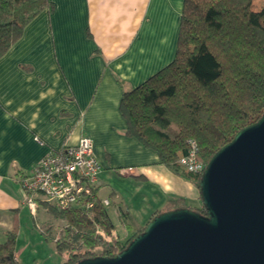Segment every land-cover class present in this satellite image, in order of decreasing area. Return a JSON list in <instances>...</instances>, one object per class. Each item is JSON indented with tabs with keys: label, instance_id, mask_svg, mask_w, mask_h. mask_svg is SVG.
I'll return each mask as SVG.
<instances>
[{
	"label": "crops",
	"instance_id": "obj_1",
	"mask_svg": "<svg viewBox=\"0 0 264 264\" xmlns=\"http://www.w3.org/2000/svg\"><path fill=\"white\" fill-rule=\"evenodd\" d=\"M50 1L53 8L0 58V240L18 226L20 264L41 239L34 230L39 206L34 215L22 178L47 152L83 135L94 142L98 194L111 199L106 208L121 238L146 226L169 198L201 203L193 178L126 134L120 110L125 91L175 58L184 0ZM41 231L54 241L47 227ZM22 233L28 241L21 244Z\"/></svg>",
	"mask_w": 264,
	"mask_h": 264
},
{
	"label": "trees",
	"instance_id": "obj_2",
	"mask_svg": "<svg viewBox=\"0 0 264 264\" xmlns=\"http://www.w3.org/2000/svg\"><path fill=\"white\" fill-rule=\"evenodd\" d=\"M53 6L50 0H0V58L38 14ZM120 110L126 134L156 151L163 164L193 178L200 190L201 176L178 162L188 152L189 141L197 142V157L207 164L240 129L264 113V6L254 10L253 0H184L175 58L125 91ZM41 203L66 222L63 235L53 239L57 253L64 256L62 264L116 254L119 238L109 242L96 234L97 224L108 233L114 229L106 207L96 208L90 218L76 209ZM182 207L207 214L202 200L193 205L184 197L169 198L156 214ZM144 229L138 228L124 248ZM17 234L15 225L0 240V264H20ZM97 247L101 252H95Z\"/></svg>",
	"mask_w": 264,
	"mask_h": 264
},
{
	"label": "water",
	"instance_id": "obj_3",
	"mask_svg": "<svg viewBox=\"0 0 264 264\" xmlns=\"http://www.w3.org/2000/svg\"><path fill=\"white\" fill-rule=\"evenodd\" d=\"M200 194L206 215L158 213L114 256L74 264H264V113L212 156Z\"/></svg>",
	"mask_w": 264,
	"mask_h": 264
},
{
	"label": "built area",
	"instance_id": "obj_4",
	"mask_svg": "<svg viewBox=\"0 0 264 264\" xmlns=\"http://www.w3.org/2000/svg\"><path fill=\"white\" fill-rule=\"evenodd\" d=\"M197 152V142L190 140L188 152L178 162L186 171L201 176L206 164L197 157ZM101 168L92 138L83 135L76 145H65L47 152L32 172L22 178L26 203L34 215L39 203L45 201L62 210L76 209L92 218L96 208L107 207L112 202L98 194ZM96 234L109 242L119 238L115 229L108 233L99 224L96 225Z\"/></svg>",
	"mask_w": 264,
	"mask_h": 264
},
{
	"label": "rangeland",
	"instance_id": "obj_5",
	"mask_svg": "<svg viewBox=\"0 0 264 264\" xmlns=\"http://www.w3.org/2000/svg\"><path fill=\"white\" fill-rule=\"evenodd\" d=\"M263 6H264V0H253L254 10H260L262 9ZM34 222L37 224L35 225L36 227L34 228V230L36 234L41 237V239L37 240L36 237V239L32 240L33 244L31 248H29L26 254L24 255V257L26 258V263L27 264H62L64 256L57 253L55 242L46 239L45 234L41 231V229L47 227L49 232L52 233L53 239H59L64 232V227L66 224L65 220L55 218L53 215L48 213L44 205L40 204L39 211L38 214L36 215V219H34ZM135 231H133V233H135ZM132 234L129 236V238L132 236ZM129 238H121L119 235L120 242H116L114 248L116 253L124 249V245H126V242L128 241L127 239ZM25 240L28 241L26 238H24V233H22L20 238V243L22 244L26 242ZM113 241L115 242V239ZM42 242H45L47 245L42 244ZM33 249L37 250L36 254L32 253ZM101 250L102 248L97 247L95 249V252L99 253L101 252Z\"/></svg>",
	"mask_w": 264,
	"mask_h": 264
}]
</instances>
